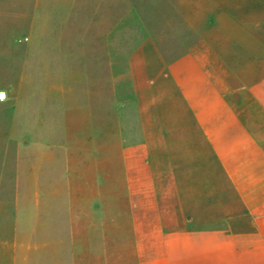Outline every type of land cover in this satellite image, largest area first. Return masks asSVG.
<instances>
[{"label":"crops","instance_id":"0c3cea01","mask_svg":"<svg viewBox=\"0 0 264 264\" xmlns=\"http://www.w3.org/2000/svg\"><path fill=\"white\" fill-rule=\"evenodd\" d=\"M76 10L73 1L63 7L62 38L50 46L61 47L62 78L84 83L71 90L63 82L50 94L62 95L58 107L64 113L76 95L68 110H76L77 119L63 122H87L100 174L109 147L110 190L122 198L120 215L129 227L123 253L131 264H264V0L178 5L184 32L177 34L172 56L143 26L144 39L126 60L132 96L122 101L115 87L117 19L108 27L95 23L88 39L102 52L94 78L68 65V56L85 45L70 38ZM103 79L110 80L109 90H103ZM35 123L15 122L18 142L52 143L54 127L43 135ZM50 147L42 155L49 160L45 181L43 172L34 174L33 203L23 202L21 193L0 195V264L84 259V247L75 241L73 200L58 197L72 189L70 179L59 172L62 164L52 172ZM102 235L100 229L88 231L89 255L105 254Z\"/></svg>","mask_w":264,"mask_h":264},{"label":"rangeland","instance_id":"374dc122","mask_svg":"<svg viewBox=\"0 0 264 264\" xmlns=\"http://www.w3.org/2000/svg\"><path fill=\"white\" fill-rule=\"evenodd\" d=\"M72 1L77 14L74 15L75 27H71L74 31L70 38L83 41L85 45L72 48L75 54L68 56V65L73 71L94 77L103 63V59L98 60L102 52L88 39L94 38L95 23L106 22L108 27L111 18L117 19L119 30L113 46L117 59L115 87L117 98L122 101L132 96L126 60L144 39L143 26L149 28L155 42L161 43L163 54L172 56L176 36L184 32L177 8L178 5L189 6L190 0H179L178 4L177 0H0V93L6 94V99L0 100V195L8 199L21 193L23 202L33 203L37 199L34 174L43 172L40 180L45 181L49 160L42 155L52 146L49 148L54 155L52 172L57 173L56 166L62 164L59 172L69 176L72 186L58 197L73 200L70 213L78 234L75 241L85 250L84 259L79 262L131 264L129 255L123 253L129 246V227L120 215L118 203L122 198L117 196L119 192L116 194L110 190L109 147L103 149L101 163L104 168L100 174L94 169L92 132L87 128V122H68V126L63 122L68 117L77 119L76 110H68L76 105V101H72L76 95L70 96L71 104L65 106L64 113L58 107L62 95L50 94L51 88L60 87L63 82L69 84L71 90H77L84 83L83 80L62 78L61 47L50 46L51 42L62 38V10ZM97 9L107 14H96ZM81 25L85 27L84 31L79 27ZM101 50L105 52V48ZM85 82L90 84L88 80ZM101 86L103 90H109L110 80L103 79ZM19 90H22L21 94ZM51 104L54 109L45 111ZM16 107H22V110L16 113ZM24 116L26 120L21 121ZM15 122H38L35 128L43 135L48 127L53 126L55 140L52 143H20ZM42 122H48V125ZM66 135L68 139L64 137L59 141ZM16 184L21 185V192L15 191ZM27 209L30 204L23 208ZM90 229H100L103 234L100 242L105 254L99 258L88 254L87 234Z\"/></svg>","mask_w":264,"mask_h":264},{"label":"built area","instance_id":"2783aa9c","mask_svg":"<svg viewBox=\"0 0 264 264\" xmlns=\"http://www.w3.org/2000/svg\"><path fill=\"white\" fill-rule=\"evenodd\" d=\"M0 94H1V93H0ZM5 95H6V94H5V93H3V98H2V99H0V100H4V99H6V98H5Z\"/></svg>","mask_w":264,"mask_h":264},{"label":"snow or ice","instance_id":"6c2138e0","mask_svg":"<svg viewBox=\"0 0 264 264\" xmlns=\"http://www.w3.org/2000/svg\"><path fill=\"white\" fill-rule=\"evenodd\" d=\"M3 98V94H0V99H2Z\"/></svg>","mask_w":264,"mask_h":264},{"label":"bare ground","instance_id":"6f19581e","mask_svg":"<svg viewBox=\"0 0 264 264\" xmlns=\"http://www.w3.org/2000/svg\"><path fill=\"white\" fill-rule=\"evenodd\" d=\"M1 94H3V93H1Z\"/></svg>","mask_w":264,"mask_h":264}]
</instances>
